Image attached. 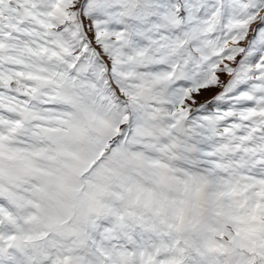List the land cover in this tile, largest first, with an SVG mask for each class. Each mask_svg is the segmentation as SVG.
<instances>
[{
    "label": "snow or ice",
    "instance_id": "1",
    "mask_svg": "<svg viewBox=\"0 0 264 264\" xmlns=\"http://www.w3.org/2000/svg\"><path fill=\"white\" fill-rule=\"evenodd\" d=\"M0 264H264V0H0Z\"/></svg>",
    "mask_w": 264,
    "mask_h": 264
}]
</instances>
